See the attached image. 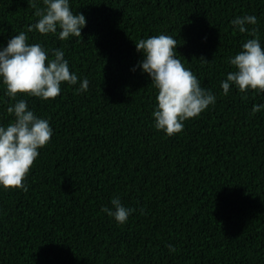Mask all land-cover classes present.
<instances>
[{
    "label": "trees",
    "instance_id": "1",
    "mask_svg": "<svg viewBox=\"0 0 264 264\" xmlns=\"http://www.w3.org/2000/svg\"><path fill=\"white\" fill-rule=\"evenodd\" d=\"M87 24L82 37L38 31L29 0H0V45L61 48L86 92L62 84L55 99L18 96L49 120L53 136L26 178L28 191L0 189V264H264V94L221 81L250 39L236 16L264 0H70ZM43 7L42 0L39 5ZM166 34L176 55L217 97L173 136L154 127L157 90L135 42ZM209 61V62H205ZM16 101L0 84V123ZM119 196L134 212L119 224L101 209ZM169 245L176 248L169 251Z\"/></svg>",
    "mask_w": 264,
    "mask_h": 264
},
{
    "label": "clouds",
    "instance_id": "2",
    "mask_svg": "<svg viewBox=\"0 0 264 264\" xmlns=\"http://www.w3.org/2000/svg\"><path fill=\"white\" fill-rule=\"evenodd\" d=\"M35 9L36 23L28 32L38 31L44 36L53 35L60 40L82 37L86 27L85 15L72 10L70 0H29ZM231 24L233 31L248 33L252 38L241 45V50L228 58L234 70L221 81L223 95L227 96L233 86L240 92L254 91L264 94V43L258 35V18L252 14L236 16ZM143 58L131 71L140 68L151 79L157 90L156 105L152 113L154 127L168 136L180 133L184 122L197 118L217 97L201 85L200 79L176 55L177 40L170 35L159 34L135 42ZM205 62H209L204 60ZM77 85L78 93L86 92L90 81L82 80L70 70L69 61L61 48L48 49L40 43H28V36L20 32L0 45V84L5 95L16 102L7 107L14 120L0 123V189L28 191L26 178L40 149L50 143L53 129L49 120L39 117L29 108L26 95L42 100L55 99L61 94L62 84ZM264 110V104L253 105L252 113ZM111 207L101 209L119 224L127 223L134 209L126 207L119 196H114ZM169 251L176 248L169 245Z\"/></svg>",
    "mask_w": 264,
    "mask_h": 264
}]
</instances>
